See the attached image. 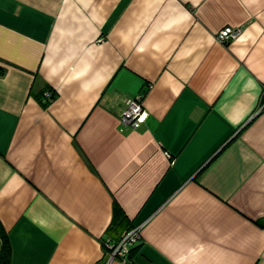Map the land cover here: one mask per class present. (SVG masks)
Returning a JSON list of instances; mask_svg holds the SVG:
<instances>
[{
    "label": "crops",
    "instance_id": "1",
    "mask_svg": "<svg viewBox=\"0 0 264 264\" xmlns=\"http://www.w3.org/2000/svg\"><path fill=\"white\" fill-rule=\"evenodd\" d=\"M0 222L11 264H264V0H0Z\"/></svg>",
    "mask_w": 264,
    "mask_h": 264
},
{
    "label": "built area",
    "instance_id": "2",
    "mask_svg": "<svg viewBox=\"0 0 264 264\" xmlns=\"http://www.w3.org/2000/svg\"><path fill=\"white\" fill-rule=\"evenodd\" d=\"M241 30L237 27L225 26L217 32V40L224 43L230 39L236 38ZM46 98H50V92H45ZM143 93L139 92L126 100V105L120 114V123L122 126L137 129L141 127L146 120L147 111L142 104ZM141 238L140 227L134 226L125 231L117 241L107 239L105 241V261L104 264H110L115 259L127 260L131 250Z\"/></svg>",
    "mask_w": 264,
    "mask_h": 264
},
{
    "label": "trees",
    "instance_id": "3",
    "mask_svg": "<svg viewBox=\"0 0 264 264\" xmlns=\"http://www.w3.org/2000/svg\"><path fill=\"white\" fill-rule=\"evenodd\" d=\"M50 98H47L45 101L42 99V103L47 105L52 101L56 96V91L49 90ZM0 238H1V247H0V264H11V245L8 239V235L4 230L0 222Z\"/></svg>",
    "mask_w": 264,
    "mask_h": 264
}]
</instances>
